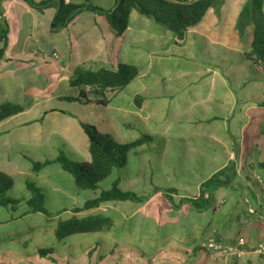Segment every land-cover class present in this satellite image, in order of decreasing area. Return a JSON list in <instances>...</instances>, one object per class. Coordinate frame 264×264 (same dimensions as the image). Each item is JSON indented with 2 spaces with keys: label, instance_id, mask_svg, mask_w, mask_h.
I'll return each instance as SVG.
<instances>
[{
  "label": "crops",
  "instance_id": "0c3cea01",
  "mask_svg": "<svg viewBox=\"0 0 264 264\" xmlns=\"http://www.w3.org/2000/svg\"><path fill=\"white\" fill-rule=\"evenodd\" d=\"M2 1L9 33L8 47L0 57V105L10 100L7 98L15 91L12 84L22 80L41 84L37 92L42 99L31 101L17 114L0 121V171L13 181L8 197L18 201L13 211L0 206V264H86L85 255L91 256L96 248L100 254L92 264H114L118 251L126 256L130 248L155 258V264H230L231 256L217 258L201 248L207 239L238 245L244 251L243 264H264V254L253 251L264 244V156L260 155L264 151V133L252 130L247 133L251 137H243L246 128H264V77L257 76L242 57L251 42V25L244 37L236 29L248 0H223L218 13L213 7L208 8L181 39L167 28L161 32L158 27L162 26L134 10L126 30L114 38L106 19L91 12L79 14L65 28L52 30L50 24L57 7L54 0H33L36 4L50 1L41 9L30 7L23 0ZM86 1L102 7L94 2L99 0ZM114 2L109 9L114 8ZM156 29L161 32L159 35ZM133 40L144 50L139 66L133 64L142 57L134 50H125ZM53 53L57 58L51 56ZM120 64L136 67L138 75L125 88L107 93V106L94 104L97 97L88 93L90 86L82 88L90 104L67 100L76 99L80 93L81 88L72 83L77 74L100 69L115 72ZM159 69L163 75L178 73L179 80L190 76L198 87L194 91L198 99H146L148 87L160 89L158 81L149 76ZM180 84L185 97L189 83ZM23 86L28 87L26 83ZM213 95L215 99H211ZM134 103L137 107L130 111ZM149 103L154 111L151 120L145 115ZM188 106L194 110L190 116H186ZM195 107L204 108L196 111ZM119 114L136 121L143 133L163 145L161 151L169 152V157L170 130L186 135L181 129L185 125L192 129L193 144L180 133L174 138L183 143L182 150L188 153L177 161L185 169L180 171L185 173L184 180L166 187L176 190L172 195L176 204L183 197H197L199 185L228 161L236 166V183L218 188L213 207L204 212L197 213L188 204L173 210L161 193L153 194V188L148 189L137 180L142 164L148 166L151 160H161L159 156H143L148 147L142 145L136 148L138 155L134 150L129 152L121 169L120 188L148 199L139 204L106 202L101 205L115 209L107 208L102 213L98 207L82 208L100 190L111 187L116 170L108 178L113 171L116 176L109 182L106 178L96 191L79 190L57 163L39 172L32 170V161H53L59 152L73 161H89L88 141L80 122L96 125L100 132H111L115 141L126 143L113 121ZM147 119L152 121V127ZM232 135L239 139L234 141ZM198 139L206 144L197 145ZM204 160L207 162L197 165ZM130 164L137 168L132 174L128 173ZM157 167L163 166L159 163ZM196 168L202 169L200 173H195ZM168 173L171 175V170ZM249 173L259 176L261 184L248 180L245 174ZM27 182L42 191L45 208L52 217L28 211ZM95 215L105 219L100 230L56 240L58 222ZM50 248L51 258L45 253ZM80 256L83 262L73 261Z\"/></svg>",
  "mask_w": 264,
  "mask_h": 264
},
{
  "label": "trees",
  "instance_id": "16d2710c",
  "mask_svg": "<svg viewBox=\"0 0 264 264\" xmlns=\"http://www.w3.org/2000/svg\"><path fill=\"white\" fill-rule=\"evenodd\" d=\"M23 1L30 7L40 9L48 6L50 2L36 4L33 0ZM54 1L57 7L50 24L52 30L65 28L79 14L91 12L106 19L113 35L121 36L128 27L129 15L134 10L142 16L152 19L157 25L169 29L178 39L184 36L188 28L195 26L201 20L208 8L219 5V0H116L114 8L104 10L86 0H82L80 3H65L64 0ZM244 17L249 18L252 34L249 49L243 53L242 57L257 76L264 77V0H248L240 13L239 21L241 22ZM8 33L9 27L4 16L3 1L0 0V57L8 47ZM137 75L136 67L123 64L118 65L115 72L105 69L81 72L72 81L75 86L81 88L80 93L76 99L67 100L90 104L82 89L85 86H90L88 93L97 97L94 104L105 107L110 101L106 94L114 92L115 89L125 88ZM262 103L264 104V100ZM18 112L20 109L17 107L7 104L0 105V121ZM79 125L88 141L89 161H73L64 153L59 152L53 161H32V170L39 172L44 167L57 163L73 178L74 184L79 190L89 191L99 190L100 183L108 178L112 170H116L118 175L111 183V187L107 190H100L98 196L87 201L82 210L97 208L106 202L144 203L148 199L147 196H137L133 192L120 188L119 172L126 165L129 152L151 143L152 138L143 135L135 141L119 143L111 135L100 132L92 124L80 122ZM245 175L251 182L256 183L257 180L261 184L259 176L253 177L251 173ZM236 178V166L233 161H228L224 167L215 171L199 185L198 196L195 198L183 197L176 204L172 198V195L176 193L175 189L153 187L152 192L153 194L161 193L173 210H178L182 205L188 204L193 211L201 213L213 207L215 191L221 187L234 185ZM12 188V179L0 171V206L9 211H13L14 206L18 203L8 197ZM26 188L30 193V198L26 200L28 211L52 217L45 208L42 191L29 182L26 183ZM104 223L105 219L101 215L84 219L72 217L67 221L58 222L55 238L57 241H61L73 234L96 231ZM51 250L50 248L45 252L50 258L52 257ZM118 253L120 256L114 260V264H155V258L142 254L134 248L128 249L126 256H123L124 252L122 251H118Z\"/></svg>",
  "mask_w": 264,
  "mask_h": 264
},
{
  "label": "rangeland",
  "instance_id": "374dc122",
  "mask_svg": "<svg viewBox=\"0 0 264 264\" xmlns=\"http://www.w3.org/2000/svg\"><path fill=\"white\" fill-rule=\"evenodd\" d=\"M99 0V1H94L96 4H98V6H102L101 9L104 10H108L110 7H112V5L115 3L114 0ZM223 0H219V5L217 7H213L212 9L214 10V12L218 13L219 11V6L220 3H222ZM101 2V3H100ZM100 8V7H99ZM243 9V8H242ZM242 12V11H241ZM240 17V16H239ZM149 19V18H148ZM153 22L152 19H149ZM238 21L239 18L237 20L236 23V29L240 32V37H244L245 32L247 31V29L250 26V22H249V18L244 17L241 22L239 21V25H238ZM158 29L161 32H165V28L163 27H158ZM161 32H158L156 29V33L159 35ZM112 37L114 38H119L120 36H116L113 35ZM108 39L111 38V36L107 37ZM114 38H112L113 40H115ZM107 44V43H106ZM112 45L114 46V42L112 41ZM113 48V47H112ZM115 48V47H114ZM127 49L130 50H134L135 52H137L142 58L140 60L137 61L136 64L133 65H141V63H143V58H144V53H143V47L136 45V40L131 41L130 45L126 46L125 50L127 51ZM116 50V49H114ZM113 50V51H114ZM125 59L127 58V55L125 56ZM178 59V58H176ZM130 62V61H129ZM158 68V67H156ZM39 72L40 69H39ZM160 73V69L159 70H155L153 73H151L149 76H153V80L156 79L160 85V89H157L156 91H154L152 88L148 87L146 89V91L148 92L146 99H162V100H169V99H198L196 93L194 91H196V89L198 88L195 84H192V79L190 76L185 77L183 79H177L178 73L175 72H170V74L172 75H163V74H159ZM242 75H244V73H241ZM234 76H239V75H235ZM155 77V78H154ZM247 76L245 75L243 78H246ZM26 83V85L28 86L27 88H25L23 85ZM180 83H189L187 84L188 89H187V95L185 97H182L181 95V84ZM41 84H38L36 81L34 82H26L25 80H22V82H20L19 84L13 83L12 86L13 88H15V91L13 92L11 97H8L5 104L10 105L12 107H17L18 109H22L25 108V106H27L28 104H30L31 101H35L37 99H42V96H40V94L37 92V90L40 89ZM91 88V87H90ZM27 89L29 90V92H27ZM160 90V92L158 91ZM217 88L214 90L216 91ZM128 92V91H126ZM155 93H159L158 96L155 95ZM67 95H70V91H66ZM65 94V95H66ZM124 94L126 95V97L128 98V95L124 92ZM134 99H137L134 98ZM139 99H141V97H139ZM211 99H215V95H213L211 97ZM137 107V105L134 103V107H131L130 111H135V108ZM202 108L204 107H195L196 111L202 110ZM194 111L192 109L191 106H188L187 109V114L186 116H190L191 112ZM145 115L149 117V120L152 119V113H154V111L152 110V103L147 104V106H145ZM185 114H178L177 116H183ZM250 117L253 120L259 121L258 119H256L253 115L250 114ZM178 118H176L175 120H177ZM148 119L146 120L147 123H149V126L152 127V121H149ZM114 125L116 127V132L119 133V135L124 138L125 140H127V142H131V141H135L137 139H139L141 136L143 135H147L149 137L152 138V142L145 144L146 147H148L143 153V156L147 157V155L154 157V156H159L161 158V160L159 161H154L151 160L150 163L148 164V166H146L145 164H142L143 169L140 168L139 172H140V176L137 180H139V182H141L143 184L144 187H148L149 188H153V187H162V188H166V187H174L175 186V182L180 181V180H184V176L183 174L185 173H181L180 171L184 172L185 169L180 167V159L185 158L186 155H188L187 152L182 150L183 147V143L180 141H177L176 136L178 135V132L176 129H171L169 132V135L171 137H168V140H170L168 142V149L171 150V156L169 157V152L166 153H162L161 149L163 148L162 144H157V142H154L155 138L143 133V129H141V127L136 125V121L132 120V119H128V117H126L124 114H119V116H116L114 119ZM96 127V125H94ZM97 128V127H96ZM98 129V128H97ZM253 130V132H262L264 133V128L261 127L258 130H254V129H249L246 128V131L243 133V137L246 136V138L251 137V135H248L247 133ZM185 132L187 133L186 135H183L180 133V135L182 136V138L184 137V139H188L189 141L191 140V144H193L192 137V129H187V125H185V127H183L181 129V132ZM109 135L112 136V133H108ZM180 136V137H181ZM232 139L235 141L237 139H239V136H233L232 135ZM157 140V139H156ZM159 140V139H158ZM161 143V142H159ZM197 145H204L206 143H202L200 141V139H198L196 141ZM137 154V150L133 149ZM133 153V152H132ZM138 155V154H137ZM261 156H264V151H262L260 153ZM67 156V155H66ZM207 161H202V162H197V165H201V163H206ZM161 164L163 167L162 168H158L157 165ZM135 164V163H132ZM128 169V173L132 174L134 171L137 170L136 167H132ZM210 164V163H209ZM168 170H171V175H169ZM200 168H196L195 169V173H200ZM121 171L119 172V176H120ZM118 175V173H117ZM116 176L115 171H113L112 176H110L107 181L109 182L110 179L114 178ZM147 181H150V183H148ZM106 183V182H105ZM102 186V185H101ZM98 208V211L105 213V210L108 209H115L112 206H102L100 205ZM103 208V210H102ZM105 224L100 225V227L98 228L100 230L101 227H103ZM147 233V232H146ZM84 234V233H83ZM148 234V233H147ZM163 236V234H162ZM100 252L99 249L96 248L94 252H91V256L85 255L84 258V263L86 264H92V262L99 256ZM120 256V254L117 255V258ZM83 258L82 256H80L79 258H75L73 261L77 262H83L82 261Z\"/></svg>",
  "mask_w": 264,
  "mask_h": 264
},
{
  "label": "built area",
  "instance_id": "2783aa9c",
  "mask_svg": "<svg viewBox=\"0 0 264 264\" xmlns=\"http://www.w3.org/2000/svg\"><path fill=\"white\" fill-rule=\"evenodd\" d=\"M51 56L57 58L56 53H53ZM201 248L217 258L219 256H231L232 260L230 264H243L242 257L244 251L238 245L224 244L214 239H207L201 243ZM253 251L257 254H264V244L257 245Z\"/></svg>",
  "mask_w": 264,
  "mask_h": 264
}]
</instances>
